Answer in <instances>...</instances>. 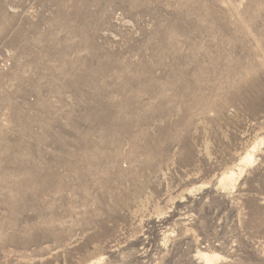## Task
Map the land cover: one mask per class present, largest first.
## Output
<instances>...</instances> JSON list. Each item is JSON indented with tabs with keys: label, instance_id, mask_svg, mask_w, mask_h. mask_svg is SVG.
Listing matches in <instances>:
<instances>
[{
	"label": "rangeland",
	"instance_id": "rangeland-1",
	"mask_svg": "<svg viewBox=\"0 0 264 264\" xmlns=\"http://www.w3.org/2000/svg\"><path fill=\"white\" fill-rule=\"evenodd\" d=\"M0 264H264V0H0Z\"/></svg>",
	"mask_w": 264,
	"mask_h": 264
}]
</instances>
